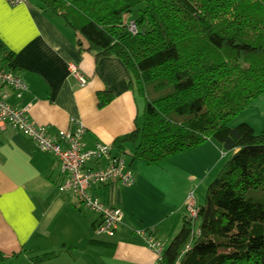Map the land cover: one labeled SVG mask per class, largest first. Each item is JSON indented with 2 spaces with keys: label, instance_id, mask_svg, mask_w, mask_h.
<instances>
[{
  "label": "trees",
  "instance_id": "trees-1",
  "mask_svg": "<svg viewBox=\"0 0 264 264\" xmlns=\"http://www.w3.org/2000/svg\"><path fill=\"white\" fill-rule=\"evenodd\" d=\"M38 2L81 35L82 49L97 58H120L130 87L144 96L142 126L114 140L120 154L125 157L131 143L132 161L158 163L209 139L234 151L209 184L204 203L197 202V214L187 212L164 243L160 264H264V132L246 121L231 124L264 93V0ZM130 19L137 34L128 29ZM13 57L5 53L10 70ZM112 97L108 90L98 92L100 105ZM96 213V233L115 236L123 221L113 235L99 233L102 217ZM151 228L157 237L154 226L143 231ZM8 257L0 251V264H8Z\"/></svg>",
  "mask_w": 264,
  "mask_h": 264
},
{
  "label": "crops",
  "instance_id": "crops-1",
  "mask_svg": "<svg viewBox=\"0 0 264 264\" xmlns=\"http://www.w3.org/2000/svg\"><path fill=\"white\" fill-rule=\"evenodd\" d=\"M80 37L38 0L0 4V66L10 67L5 53L12 52L11 69L29 85L22 98L7 88L9 100L28 106L32 121L50 130L72 129V120L80 119L88 147L97 142L113 147L117 137L139 125L142 105L130 87L124 62L112 55L97 58L78 45ZM73 65L86 78L85 84L72 71ZM104 90L113 97L100 105L98 92ZM113 152L121 153L116 148ZM63 178L54 154L0 122V251L9 256L8 264H156V254L140 231L156 227L157 238L167 245L186 214L182 217L185 196L172 205L169 195H161L163 188H140L138 180L126 186L132 188H123L113 181L95 186L92 193L120 206L124 220L115 236L98 235V214L59 190ZM160 195L164 198L157 203ZM51 251L58 253L40 262L32 260Z\"/></svg>",
  "mask_w": 264,
  "mask_h": 264
},
{
  "label": "built area",
  "instance_id": "built-area-1",
  "mask_svg": "<svg viewBox=\"0 0 264 264\" xmlns=\"http://www.w3.org/2000/svg\"><path fill=\"white\" fill-rule=\"evenodd\" d=\"M7 1L10 4H19L25 0ZM127 24L133 34L138 33L139 28L134 19L128 20ZM72 71L82 84L86 83V78L78 73L74 65ZM2 87L5 90L0 91V122L11 124L34 140L40 150L54 154L60 160L64 174L59 190L72 194L81 199L88 208L99 212L102 219L98 232L113 235L123 221L124 211L120 206L106 204L92 193V189L113 181L126 186L133 185L136 177L126 158L122 154H115L110 144L97 142L94 146L88 147L84 138L86 126L80 119L72 120L75 125L72 129L57 130H50L33 122L29 116L28 106H18L11 102L10 92L6 90L9 88L17 98H22L29 90L27 81L13 70L0 66V88ZM197 211V202L194 198L188 200V214L194 216ZM153 233L154 228L141 232L156 254V264H160L165 244ZM179 262L180 259L175 264Z\"/></svg>",
  "mask_w": 264,
  "mask_h": 264
},
{
  "label": "rangeland",
  "instance_id": "rangeland-1",
  "mask_svg": "<svg viewBox=\"0 0 264 264\" xmlns=\"http://www.w3.org/2000/svg\"><path fill=\"white\" fill-rule=\"evenodd\" d=\"M137 96L142 105L141 122H139L142 126L145 98L142 95ZM241 121L250 123L256 133L264 132V93L234 117L231 124ZM126 148L125 158L128 164L130 162L134 164L131 170L133 169L136 180L141 184L140 188H163L164 192L161 195H169L172 205H179L185 196L186 201L181 209L182 217L185 212L187 213L188 200L194 198L199 204L204 203L209 184L217 177L226 161L234 153L233 150H227L218 142L209 139L193 149L150 164L138 159L132 161L129 154L133 152L134 145L128 143ZM121 187L132 188L123 184ZM161 195L157 203L164 198Z\"/></svg>",
  "mask_w": 264,
  "mask_h": 264
},
{
  "label": "snow or ice",
  "instance_id": "snow-or-ice-1",
  "mask_svg": "<svg viewBox=\"0 0 264 264\" xmlns=\"http://www.w3.org/2000/svg\"><path fill=\"white\" fill-rule=\"evenodd\" d=\"M3 0H0V4H2Z\"/></svg>",
  "mask_w": 264,
  "mask_h": 264
}]
</instances>
